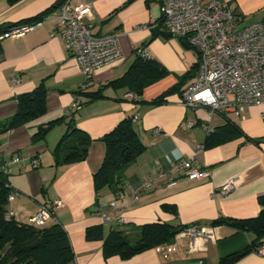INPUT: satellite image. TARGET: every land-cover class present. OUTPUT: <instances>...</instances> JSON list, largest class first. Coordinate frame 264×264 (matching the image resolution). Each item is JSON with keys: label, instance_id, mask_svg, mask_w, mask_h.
<instances>
[{"label": "crops", "instance_id": "0c3cea01", "mask_svg": "<svg viewBox=\"0 0 264 264\" xmlns=\"http://www.w3.org/2000/svg\"><path fill=\"white\" fill-rule=\"evenodd\" d=\"M61 0H0V26L17 24L37 17ZM240 18L239 28L264 21V0H222ZM73 7L87 5L92 14L85 23L97 35L118 36L123 57L97 70L90 86L80 96L83 104L73 109L75 97L85 83L77 59L56 35L57 21L46 18L40 27L26 35L2 41L0 62V123L17 112L19 96L39 87L46 90V114L26 126L0 136V171L15 156L23 162L11 165V189L20 193L8 210L14 220L29 224L41 205L61 202L54 209L56 220L67 233L75 264H220L252 247L254 235L239 232L230 225L214 226L220 219L257 217L264 199V103L252 105L240 115H212L206 108L189 109L182 104V90L170 94L162 105L151 104L176 86L198 62L197 53L180 37L169 34L162 23V0H72ZM149 53V61L168 74L147 86L141 95L130 88L108 87L104 98L90 101L110 82L122 79L136 63L135 52ZM19 80L14 83V79ZM132 118L146 147L143 155L125 172V184L105 187L97 194L94 174L104 160L106 147L101 140L124 120ZM235 124L242 135L199 151L214 131ZM45 138L33 140L40 127L48 128ZM69 123L87 133L92 142L85 161L59 166L55 151L69 130ZM188 123L192 124L191 127ZM159 130V134L155 131ZM211 131V132H209ZM168 158L194 159L207 167L211 177L190 181L184 174H172ZM152 186L142 190L143 183ZM235 181L226 195L220 189ZM118 190V191H117ZM138 192L137 198H132ZM115 203V206H112ZM171 206L176 212L165 209ZM102 214L123 218V223H104ZM153 223L169 224L177 231L169 252L157 246L131 259L107 256L104 245L113 232H123L133 242L137 229ZM198 226L207 237L190 238L183 228ZM89 239L87 232L94 230ZM233 264H264L253 249Z\"/></svg>", "mask_w": 264, "mask_h": 264}, {"label": "built area", "instance_id": "2783aa9c", "mask_svg": "<svg viewBox=\"0 0 264 264\" xmlns=\"http://www.w3.org/2000/svg\"><path fill=\"white\" fill-rule=\"evenodd\" d=\"M72 0H63L49 17L54 18L56 35L63 38L67 50L75 56L85 74V83L79 90L90 86L93 74L108 65L119 61L123 55L118 36L97 35L85 19L92 14L91 7H73ZM162 23L166 31L186 41L198 56L195 76L182 90V104L192 110L206 108L212 115H226L233 112L240 116L247 107L264 103V24L255 23L239 28L240 18L222 0H162ZM48 17V18H49ZM42 22L15 26L1 35V40L19 38L40 27ZM139 55L147 60L149 53L139 49ZM17 78L14 83H18ZM73 109H81V100L75 97ZM191 127L192 124L188 123ZM211 132V131H209ZM159 134V130L155 131ZM204 146L199 147L202 151ZM23 162L15 156L10 163L1 167V172L9 176L11 165ZM172 174H184L190 181H202L211 177L207 167L198 165L194 159L168 158ZM152 181L143 183L142 190L149 189ZM235 187V181L224 185L220 195L228 194ZM134 192L132 198L138 197ZM20 193L11 191L8 202L19 198ZM61 202L41 205L30 224L41 228L50 220H56L54 209ZM115 206V203H112ZM14 215L8 211L6 219ZM104 223L115 221L122 224L123 218L102 214ZM187 237H207L208 231L198 226L184 230ZM170 246H161L159 251L166 253ZM264 258V244L255 251Z\"/></svg>", "mask_w": 264, "mask_h": 264}, {"label": "trees", "instance_id": "16d2710c", "mask_svg": "<svg viewBox=\"0 0 264 264\" xmlns=\"http://www.w3.org/2000/svg\"><path fill=\"white\" fill-rule=\"evenodd\" d=\"M10 1L15 3L21 0ZM62 1L32 19L13 25H1L0 37L15 26L43 22L61 5ZM262 24H264V21ZM2 41L0 39V62L3 57ZM184 42L189 47L185 40ZM135 56L136 63L122 79L108 83L96 93L86 94L90 101L104 98V90L108 87L114 89L127 87L135 95H141L147 86L161 80L168 74L167 70L159 64L143 59L139 55L138 50L135 52ZM197 68L198 64L195 65L193 72L185 76L181 82L151 102V104L162 105L170 94L180 92L185 81L191 76H195ZM85 90H78L76 96L80 98ZM46 93L43 87H39L30 94L19 96L16 114L8 121L0 123V136L26 126L45 115L47 111ZM82 106L81 102V108ZM52 124L49 123L48 128L40 127L39 131L33 136V140L45 138ZM226 124V127L222 128L224 131L220 129V131H214L209 136L204 148H210L242 135V132L235 124L231 122ZM101 140L105 144L106 153L101 167L94 174V187L97 194H100L105 187L111 186L113 183L117 187L125 184L126 170L146 150L135 129L132 118L124 120ZM91 142L92 139L87 133L69 123V130L54 153L57 165L70 166L85 161L89 154ZM11 191L8 176L0 171V264H75V256L68 235L59 224L45 225L38 228L30 223H19L14 218L10 221L6 219L9 211L8 197ZM261 205V212L255 218L220 219L213 223L214 226L227 224L239 232L250 233L255 237L251 248L223 259L220 264H233L251 249L256 251L259 246L264 244V199L261 200ZM165 209L173 213L176 212V209L171 206H166ZM185 229L183 228V230ZM137 231L138 236L133 242L123 232L111 233L104 245L105 254L107 256L119 255L124 260L131 259L148 249L172 243L178 228L169 224L153 223L144 225L138 228ZM94 232L95 229L88 231L87 237L89 239L94 237Z\"/></svg>", "mask_w": 264, "mask_h": 264}, {"label": "water", "instance_id": "95a60500", "mask_svg": "<svg viewBox=\"0 0 264 264\" xmlns=\"http://www.w3.org/2000/svg\"><path fill=\"white\" fill-rule=\"evenodd\" d=\"M181 231V229L178 230V232Z\"/></svg>", "mask_w": 264, "mask_h": 264}]
</instances>
